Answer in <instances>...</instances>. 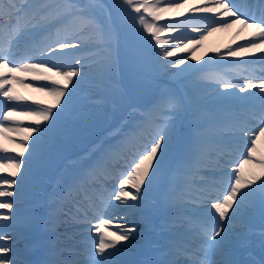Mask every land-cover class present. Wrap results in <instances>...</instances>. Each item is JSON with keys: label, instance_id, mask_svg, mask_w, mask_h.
Masks as SVG:
<instances>
[{"label": "snow or ice", "instance_id": "snow-or-ice-1", "mask_svg": "<svg viewBox=\"0 0 264 264\" xmlns=\"http://www.w3.org/2000/svg\"><path fill=\"white\" fill-rule=\"evenodd\" d=\"M126 3L134 5L137 14L143 10L154 22H159L162 15L168 13L174 18L181 17L182 14L177 10L185 6L174 0H162V6L157 7L150 6L148 0H126ZM94 7L80 0H25L22 3L9 0L6 6H0V21L6 17L7 23L11 24L15 20L16 25L21 26L19 34L10 40V46L0 49V135L21 131V121L16 119L18 115L34 121L33 126L23 130L17 147L11 150L15 154L12 160L0 163V172L5 173L0 175V198H3L0 199V210H3L0 211V264H68L62 260H32L30 257L38 245L28 228L35 219L31 215L22 216L13 209L18 207L15 198L25 195L42 170L50 164L52 156L81 130L84 109L87 107L83 101L89 99L87 95H82V85L88 82L99 88L107 87L111 73L121 61L119 36L107 26L102 29L105 35L98 42L80 32H65L63 35L58 32L54 39L49 37L47 42L37 41L42 33L62 20H68L69 17L82 20L90 16ZM113 8L119 10L121 5H110V12ZM189 14H215L221 17L215 21L216 27H209L207 31L231 28L233 24L254 30L250 38L241 37L243 43L236 44L235 50L232 46H226L223 52L215 50L213 54L221 60L254 56L256 53L264 55V0L260 2L259 17L253 14L245 18L238 10H234L233 5L223 0L214 7L204 6L203 11L200 8L191 9ZM229 16L233 19L225 22L224 18ZM139 19L145 31L157 45H161L158 32L162 29L144 23L143 15ZM163 30L170 35L178 33L175 19L166 21ZM21 42L27 51L39 53L40 63H18L10 58L14 55L12 48ZM198 43L189 41L183 47L171 48L161 45L162 58L158 53L155 63L164 70L169 64L177 69L180 66L187 68L188 57L181 58L177 54L193 51ZM92 49L95 52L87 58L70 59L73 54L69 50ZM129 55L135 58L138 53L133 50ZM169 58H173L174 62ZM196 59L192 56V60ZM89 60H93L97 69L95 78L90 81L84 70ZM49 63L52 66L46 67ZM176 75L179 76V73ZM25 76H31V82L26 86L51 97V102L40 100L30 104L28 101L31 97L16 92L15 84H25ZM148 86L154 93L151 107L141 115L140 123L135 125L131 134H137L138 130L145 127H150L151 131L142 136V143L137 146V150L124 160L127 172L119 179V190L112 193V198L122 205L121 212L135 209L143 201L148 185L156 179L164 180L168 174L174 177L189 167L205 140L201 129L213 126L230 128L244 142V147H247L248 142L252 146L247 147V156L239 165L225 174L228 177L234 174L235 177L234 180H226L227 194L223 195L222 200L211 202L210 209L206 211L202 239L205 248L200 249L205 251L206 258L195 260L192 264H240L236 256L243 245V238L233 237L232 221L234 218L246 221L249 208L259 206L264 211V158L256 160L261 169L258 173L246 176L243 171L244 165L252 163L254 159L257 140L264 136V77L258 82L245 80L243 87L233 80H220L205 98L193 95L179 79L174 86L169 81ZM209 106L215 112L210 119L205 118ZM17 108L27 110L17 113ZM185 120L189 128V141L172 166L168 161L169 145L177 125ZM126 145L127 138H121L118 144L110 146L102 154L101 161L123 150ZM3 151L7 153L9 150L3 148ZM97 163L99 165L100 161ZM128 187L132 191L126 190ZM129 200L136 203L129 204ZM101 226L107 228L110 225L108 221L100 220L92 231ZM118 229L106 234L98 233L99 242L82 264H133L126 257L133 239L131 234L136 228L118 225ZM208 256L212 258L208 259ZM169 264L176 262L169 261Z\"/></svg>", "mask_w": 264, "mask_h": 264}, {"label": "rangeland", "instance_id": "rangeland-1", "mask_svg": "<svg viewBox=\"0 0 264 264\" xmlns=\"http://www.w3.org/2000/svg\"><path fill=\"white\" fill-rule=\"evenodd\" d=\"M104 1L106 2L105 9L108 11H110L109 6L111 4L121 5V8L117 12L115 10L114 15L109 20H104L102 22L104 27L105 26L109 27L114 33L116 34L118 33V36L120 38L122 39L125 38L124 39L125 44L123 43V41H120L121 48H122V49L120 48V51L122 53L123 48H124L126 51L129 50V52L127 54H123L124 58L121 57V61H120L121 63H119L117 67L122 66L124 64L130 70H137L139 72L146 73V69H144L143 67L139 65L128 62L127 59L132 58L129 55V53L131 52V49L135 50L140 55L139 58H141L144 54L146 55L147 52L150 51L149 45L148 46L146 45L148 40L150 39L153 40V42L155 43L153 50L156 52L159 51L160 58L162 57V50L160 53L161 45L163 47L171 48L172 47L171 41L176 40V41H182V43L177 44V47H183L185 44H188L189 41H193L187 37L188 25H186L182 27L177 26V28L179 29V32L176 34H173L171 36H165L164 38L161 37L162 38L161 45H157L156 41L152 37L149 38L147 36L148 33L145 31L144 25L140 23L139 17L140 15H143L144 23L153 24L154 28L162 29L161 31L158 32L159 36L164 34V32H166L165 30H163L165 24L154 22L151 16H149L147 13H143V10H141L140 14H137L134 11V5H128L126 3V0H110V1L109 0H80L81 3H88L91 5H94L96 3H99L102 5L104 4ZM182 1L183 0H174V2L176 3H182ZM22 2H25V0H18V3H22ZM141 2H143V0H141ZM148 2L150 6H153V7L162 6V0H148ZM209 5H212V4L209 3ZM209 5H206V6L208 7ZM105 9L102 10L100 9L99 6H95L91 11L92 16L90 15V16L84 17L82 20L77 19L78 22L75 21L74 18L70 17L68 20H65L64 22H60L59 24H55L47 32L42 33L38 37V40L45 42L47 39L46 35L48 33L53 32V31H58L63 27H71L73 29L74 28H78V29L72 30L69 33L80 32L88 36L92 41L98 42L99 38L102 35L100 24L98 22L99 21L101 22L107 16V12L105 11ZM191 9H195V8L193 7H189L187 9L181 8V9H178L177 11L181 13L182 15L184 13L187 15V17H190L192 15V14L191 15L189 14V11ZM115 14L116 15L119 14L121 16H116ZM172 17H173L172 14L168 13V14H163L161 19H167V18H172ZM69 22L73 23V26H71ZM158 25L160 27H157ZM238 30H241V28H238ZM211 32L212 31H207L204 34H200V35L197 34L196 36L197 39H195L193 42H199L198 46L194 47L193 51L186 52V54L184 55L188 57V60L186 61L187 68H185V66H180V68L177 69L173 67L172 64H169L166 70L161 69V71L164 73L163 76H166L169 79L171 78L179 79L181 78V74L187 71L194 64L206 63L212 60L220 59L219 57H214V54H211L212 51L214 52L218 46L217 39L210 38V41L206 40L205 36L207 34H211ZM189 46L191 47L192 45H189ZM233 49L235 50V46L233 47ZM69 51L72 52L73 54L72 57H70V59H76V58H87L91 56L95 52V49H93L92 51H85V52H79V53H77L75 50H69ZM145 55H144V60H146L147 63H150L151 62L150 59L152 58L145 57ZM184 56H182L181 58H183ZM192 56L197 57V59L192 60ZM36 63H39V62H36ZM50 66L52 65L50 64ZM159 68H160L159 65L156 66L158 73H159V70H158ZM64 70H68V69L65 68ZM84 70L88 74L89 81L95 78L97 69H96V66H94L93 60L88 61V63L85 65ZM114 72H117V70H115ZM114 72L111 73V79L107 82L108 86L105 87L107 89L105 92L124 93L125 95H128L130 98H133L134 94L136 93L134 92L135 86L131 85V83L133 82L134 79L140 78L141 76H138L132 72H127L124 75L114 74ZM177 73H179V76L176 75ZM28 77H31V76H28ZM28 83L30 82L27 81L23 85L16 83L14 86L16 92H18L19 94L24 95L26 97H31L28 103L34 104L36 101H40V100L51 102V97L45 95L44 93L36 92L32 88L27 87L26 85ZM88 85L90 86L87 87ZM88 85H86L85 83L82 85V88L84 90L83 94L87 95L88 97L98 96V98L97 99L89 98L88 100L83 101V103L87 105V107L84 109L83 124L81 126V130L79 131V135L71 136L66 141V143L57 151L56 153L57 155L54 154L52 156L51 162L48 167V169L51 171V174L45 173V171L41 172L47 175L48 177H50L52 174H55L54 169L56 167H58V174H59L62 169L69 166L68 160L63 159L62 162L60 163V160L63 156L65 155L73 156L74 158H76L77 161H79L82 158L81 155H78L79 151L81 150V147L86 145V143L91 139L93 134L96 135L95 133L96 129H99V130L104 129V126H106L107 121L110 120L108 119L109 116L107 115V111L110 112V110L116 109V108H112L111 104H108L109 102L108 100L105 101L106 100L105 97L107 94L103 92V88H99V87L95 88V86H92L90 83ZM192 87H195V89L198 90V93L200 92L203 93V91H205L204 98L207 97L208 94L212 91V90H209L204 85L199 86L198 82H194ZM99 95H100V98H99ZM87 102H89V104H87ZM104 103H105V106H103ZM26 110L27 109H24V108L16 109L17 113H23ZM130 111L131 110H127L126 108L122 112V114L126 115L128 113L127 115H129V113H131ZM17 119L21 121V125H19L21 131L20 132H6L0 135V146H2V148H0V151H3V148H6L9 150L8 151L9 154L12 153L10 150L17 147L18 140L23 135V130L27 127L34 125V121L26 119L23 115H18ZM87 120L89 121V123L86 122ZM111 121L112 120H110V122ZM114 122L115 121L113 120L112 123ZM9 134H12L11 136L14 137L15 139H7V137H10ZM261 137H262L261 141L259 142V145L261 148H257L256 153L264 157V150H263L264 136H261ZM0 163H3V162H0ZM252 164L253 165L251 168L247 165H244V166L247 167L246 169H248V171L251 174L258 173L261 170L259 165L256 162L254 163L252 162ZM74 166L76 167V165ZM126 190L130 191L129 188H126ZM226 194L227 193L225 192L224 195ZM204 206L209 207L210 204H207Z\"/></svg>", "mask_w": 264, "mask_h": 264}, {"label": "bare ground", "instance_id": "bare-ground-1", "mask_svg": "<svg viewBox=\"0 0 264 264\" xmlns=\"http://www.w3.org/2000/svg\"><path fill=\"white\" fill-rule=\"evenodd\" d=\"M209 3H211L212 5H209ZM182 4L185 5L183 7L184 9H187L189 7H193V8H200L203 11V7L204 6L209 5L208 7H214V6H216L217 3H216V0H183ZM207 15L214 16V17L216 16L215 14H207ZM224 19H229L228 22H230L231 21V16H229L227 18H224ZM166 21H168V20H162L159 23H164L165 24ZM191 24H194V22L191 21ZM157 27H160V26L158 25ZM237 28H242V29L240 31H238ZM253 31L254 30L251 29V28H245V27H243V26H241L239 24H233V26L231 28H226V29H221V30H217V31H212L211 34H207L205 37H206L207 41H210V38L217 39L218 48H220V50H223V49L226 48V46H231L232 44H238L239 41L241 40V37H249ZM165 36H168V35L165 33L164 37ZM191 40L194 41L195 39H191ZM177 44L178 43H177L176 40H172L171 41L172 47H177ZM177 55L182 57L185 54L178 53ZM245 57H250V56H245ZM207 85H209V88H208L209 90H213L215 88V85H211L210 86L209 83ZM259 140L260 139L257 140V143H259ZM77 184H79V182H77ZM216 185L220 186L218 183H216ZM78 188H79V186H78ZM219 190H223V189L220 188V187L218 189L211 188L210 190L205 191L202 194V197L210 198V201L212 200L211 198H213V199L219 198L220 196H222V195H220ZM117 204L118 203H115V206ZM213 212H214V210H213ZM60 216L61 215L58 213L57 217L60 218ZM246 223H247L246 221H241L239 218H234L233 219V221H232V228H233L232 235H233L234 238H235V236H236V234L238 232L241 233L240 230L242 229V227H240V226H243ZM124 224L125 223H122L121 225H124ZM125 225H127V223ZM28 231H29L30 235H32L35 231L36 232L37 231H39V232L43 231V232L46 233V231H48V230H46V231L42 230V229L38 230L37 229V222H34L32 225L29 226ZM89 231H92V229L89 228ZM36 232H35V234H36ZM131 235H132L133 239H135L136 234L133 232ZM32 254H36V250H34Z\"/></svg>", "mask_w": 264, "mask_h": 264}]
</instances>
